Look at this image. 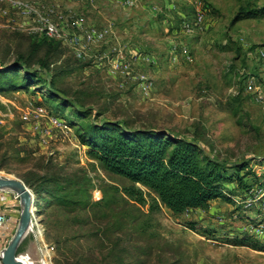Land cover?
<instances>
[{"label": "rangeland", "instance_id": "rangeland-1", "mask_svg": "<svg viewBox=\"0 0 264 264\" xmlns=\"http://www.w3.org/2000/svg\"><path fill=\"white\" fill-rule=\"evenodd\" d=\"M17 1L37 12L26 15L0 0V63L24 58L45 85L0 93L1 176L77 172L91 180L92 202L102 192L119 195L111 188L130 183L102 170L75 136L82 121L76 112H88L83 123L154 128L194 140L228 164L249 162L248 184L264 187L254 176L264 174V16L235 20L241 9L264 7V0ZM45 23L59 30L56 45L43 42ZM100 31L104 39L88 44V33ZM102 44L108 50L100 54ZM8 79L23 83L22 73ZM29 190L37 200L32 228L17 250L25 264H75L78 257L81 264H264V251L240 242L248 236L264 244L256 209L240 203L215 200L207 210L176 217L165 207L149 212L120 201L76 216ZM0 193L8 199L0 212L16 209L19 216L17 194ZM74 217L87 221L66 223Z\"/></svg>", "mask_w": 264, "mask_h": 264}, {"label": "trees", "instance_id": "trees-1", "mask_svg": "<svg viewBox=\"0 0 264 264\" xmlns=\"http://www.w3.org/2000/svg\"><path fill=\"white\" fill-rule=\"evenodd\" d=\"M259 16H264V7L241 9L235 20ZM42 40L51 45H56L57 42L46 36ZM21 73L23 83L8 79ZM43 85L45 80L41 79L37 70L30 69L26 59L18 57L6 66L0 63V93L18 92L27 86L36 91ZM51 93L52 91L49 92V97L53 101L56 94ZM3 110L4 106L0 101V111ZM87 113L76 112V115L82 117L79 129L75 130L78 142L87 149V155L102 170L126 179L130 185L124 186L121 191L113 187V192L119 195L106 198L105 192H102L103 197L98 202H92L91 180L85 174L34 175L33 178L22 179L34 194H45L50 198V205L66 215L77 212V216L95 207H109L111 204H120L121 201L123 204L131 202L147 206L149 212L158 210L160 206L165 207L173 216L178 217L188 210H207L209 203L215 200L233 204L231 197L236 192L227 188V184L237 185L239 192L236 194H243L255 184H248L249 175L253 174L249 162L228 164L208 156L194 140L179 138L154 128H129L117 121L83 123ZM67 126L75 129L70 123ZM2 131L4 127L0 124V139ZM142 188L148 191V199ZM70 221L83 224L87 220L66 218V223ZM96 231L100 230L96 228ZM96 237L97 240L100 239ZM240 242L252 245L255 250L264 251V244L251 237L244 236ZM101 244L100 241L98 248L102 247ZM82 261L83 258L78 257L75 264H81ZM116 264L124 263L120 260Z\"/></svg>", "mask_w": 264, "mask_h": 264}, {"label": "built area", "instance_id": "built-area-1", "mask_svg": "<svg viewBox=\"0 0 264 264\" xmlns=\"http://www.w3.org/2000/svg\"><path fill=\"white\" fill-rule=\"evenodd\" d=\"M6 1L14 4L15 7H17V8H21V11L23 13H25L26 15L37 12L36 9L31 7L27 3H23V2H20L17 0H6ZM198 18L200 19L201 16H198ZM42 21H43V18H42ZM105 33H106V31H100L99 34H97V35L93 34V33H88V35H87L88 44L91 41L96 40L95 37L103 40L105 35H106ZM44 34L49 39H61V35L59 33V30L51 23H45ZM260 53H261V55H264L262 52H260ZM144 90H145V88H144ZM39 111L43 112V110L41 108L39 109ZM51 121L53 123L54 122L58 123V122H56L55 119H51ZM58 125H60V124L58 123ZM254 174H255V176L259 177L260 181L264 182V180H263L264 174H259L256 171H254ZM242 197H244V198L242 199ZM242 197L239 198L237 196L235 198L234 197H231V198H232V201L234 204L240 203L243 205V208H246L248 210L256 209V211H257L256 214L258 215V218H260L261 223L255 230L257 231V234H259L260 236L264 235V187L261 185H258V186L254 185L250 189L243 192ZM7 223H8L7 216L1 214L0 215V229L3 228ZM31 228H32V222H31ZM34 237L36 238V234H34ZM4 248H5V245L2 244V235L0 234V264H2V251ZM42 248H43V243L42 244L39 243V249H40L41 255H42ZM44 249H46L45 246H44Z\"/></svg>", "mask_w": 264, "mask_h": 264}, {"label": "water", "instance_id": "water-1", "mask_svg": "<svg viewBox=\"0 0 264 264\" xmlns=\"http://www.w3.org/2000/svg\"><path fill=\"white\" fill-rule=\"evenodd\" d=\"M0 191L15 192L21 207L15 233L2 251V264H22L18 259L17 250L31 227L36 200L29 188L18 178L0 175Z\"/></svg>", "mask_w": 264, "mask_h": 264}, {"label": "crops", "instance_id": "crops-1", "mask_svg": "<svg viewBox=\"0 0 264 264\" xmlns=\"http://www.w3.org/2000/svg\"><path fill=\"white\" fill-rule=\"evenodd\" d=\"M111 42L115 45L116 42H117V38L112 39ZM97 47H98V48H97L95 51H97V52L100 53V54H103L104 52H107V50H108L107 45H104V46H103V44H102V45H99V46H97ZM91 49L94 50L93 47L90 48V50H91ZM226 186H227V188H229L230 190H232L231 187H237V186H235L233 183H232V184H227ZM237 188H238V187H237ZM237 188H236V189L233 188V189H234V192H236V190H237L236 193L239 192ZM232 191H233V190H232ZM2 196H4V195L0 193V205L6 203V202L8 201V199H3ZM232 197L235 198V197H237V196H232ZM5 201H6V202H5ZM1 214H2V215H6L7 218H8V223H7L3 228L0 229V234L2 235V244L4 245V244H5V240H7L9 234H10L12 231H14V229L17 227V223H18L19 216H18V212H17L16 209H15V210H11L10 212H5V213H4V212H0V215H1Z\"/></svg>", "mask_w": 264, "mask_h": 264}, {"label": "bare ground", "instance_id": "bare-ground-1", "mask_svg": "<svg viewBox=\"0 0 264 264\" xmlns=\"http://www.w3.org/2000/svg\"><path fill=\"white\" fill-rule=\"evenodd\" d=\"M37 201V200H36ZM31 228V227H30ZM19 261L22 263V264H25L22 260L19 259Z\"/></svg>", "mask_w": 264, "mask_h": 264}]
</instances>
